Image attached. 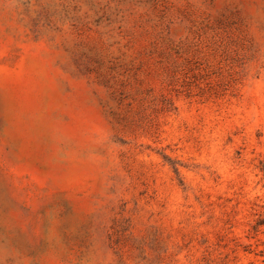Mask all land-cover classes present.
I'll list each match as a JSON object with an SVG mask.
<instances>
[{"label": "rangeland", "instance_id": "rangeland-1", "mask_svg": "<svg viewBox=\"0 0 264 264\" xmlns=\"http://www.w3.org/2000/svg\"><path fill=\"white\" fill-rule=\"evenodd\" d=\"M0 264H264V0H0Z\"/></svg>", "mask_w": 264, "mask_h": 264}]
</instances>
